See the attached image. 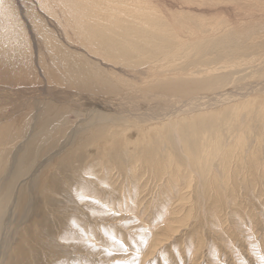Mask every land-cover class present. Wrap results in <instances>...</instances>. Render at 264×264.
<instances>
[{
	"label": "rangeland",
	"instance_id": "obj_1",
	"mask_svg": "<svg viewBox=\"0 0 264 264\" xmlns=\"http://www.w3.org/2000/svg\"><path fill=\"white\" fill-rule=\"evenodd\" d=\"M8 2L26 26L40 67L45 47L37 23L91 67L84 77L92 90L59 81L53 65L44 66V92L63 88L107 100L127 95L123 109L149 131L137 136L129 125L115 124L113 139L120 145H105L91 158L88 150L101 140L82 142L67 164L49 163L32 191L12 186L10 196L18 195L12 223L23 216L26 197L41 203L6 264H264V88L184 111L206 102L202 94L264 79V0H125L133 3L139 28L102 26L96 33L122 48L116 60L101 46L78 42L73 21L65 23L57 2ZM163 82L191 90L163 93ZM199 84L206 85L197 89ZM150 93L165 96L154 101ZM164 108L175 114L143 122ZM65 119L64 129H70L79 115ZM10 120H0V127ZM22 137L13 127L0 132L1 164ZM126 146H132L127 156ZM85 166L88 184L75 177ZM130 169L137 175L125 178L123 170ZM46 199L48 207L42 205ZM8 206L9 200L0 205V242L12 233Z\"/></svg>",
	"mask_w": 264,
	"mask_h": 264
},
{
	"label": "bare ground",
	"instance_id": "obj_2",
	"mask_svg": "<svg viewBox=\"0 0 264 264\" xmlns=\"http://www.w3.org/2000/svg\"><path fill=\"white\" fill-rule=\"evenodd\" d=\"M36 1H39V4L43 3L46 7H50L49 2H57L61 7H59L60 11L58 12L62 11L65 23H71V21L74 23L72 27L77 32L75 39L80 43L85 40L87 42L83 44L85 46H101L113 60L121 58L120 51L122 48L117 49V44L108 42L107 36L96 35L99 29L102 26H111L115 30L139 28L138 20L133 13V3L125 2V0ZM143 13L146 14V11L143 10ZM65 23L61 24L65 26ZM45 26L46 24L37 23V31L42 36L41 43L45 47V55H41L42 66H46L48 69L50 65H53L54 71L60 74L59 78H55L59 81L65 80L72 87H74L73 81H77L84 84L86 89L89 87L92 90L93 84L87 77H84L86 73H90L91 67L81 55H74L75 51L66 47ZM151 27L152 25L148 22V28ZM26 30V26L21 22L8 0H0V105L4 104L0 107L2 112L0 120L12 119L2 124L0 132L7 134V131L13 127L15 135L22 134L23 136L12 151L11 156L7 155V161L4 160L2 164L0 163V191L4 190L3 196L0 197V205L5 200H9L6 217L10 219L11 223L13 217L16 219L14 211L18 202L16 191L10 196L12 186L17 185L19 188L25 184L28 190L32 191V187L37 183V178L42 174L43 169L49 166V163L67 164L70 162L71 154L78 147H81L82 142L85 144L86 141L92 143L98 139L101 140L88 150L91 158L96 156L105 145H111L113 148L120 145L121 141L113 139L116 130L115 124L129 125L135 129L137 136L149 131V129L137 125V121L131 118V111L123 109V105L129 102L127 95L107 100L98 96L94 97V95L79 97L75 93L69 94L71 92L63 88L44 92L41 84L46 86L48 78L42 72L43 67L35 62L36 59L30 50V39L29 36H26ZM112 32L116 34L115 31ZM78 48L82 49V47ZM34 67L38 68L39 74ZM33 71L35 72L34 75L31 73ZM39 82L40 86L37 85ZM2 85L9 86L6 90ZM12 85L17 87H12ZM103 85L107 89L115 90L109 84ZM205 85L199 84L196 88L202 89ZM161 88L163 93L174 89L181 92L191 90V87L188 88L174 82H163ZM263 88L264 79L262 78L254 84L253 82L241 84L232 91L217 92L211 96L202 94L203 98L207 100L206 102L188 105L184 111L189 112L191 109L199 108L196 106H215L231 99L233 101V99L244 98V96L258 92ZM150 95L152 97L149 100H153L157 96H165L164 94L155 95L153 93ZM154 101L157 100L154 99ZM68 113L79 115V120L74 127L68 129L69 126H67V129H64L63 124ZM173 114H175L173 110L164 108L159 116L145 117L143 122L168 118ZM21 126L25 127L24 132H22ZM61 131L64 132L60 139H57V143L53 144ZM107 139L109 142H106ZM47 148L48 150L45 151ZM126 149H128L126 150L127 156L132 151V146H126ZM147 163H150V160ZM88 167H83L80 172L75 171V177L83 184H88L89 174L85 173ZM123 174L125 178L135 177L137 171L130 169L124 172L123 170ZM40 203L41 200H36L34 195L26 197L23 216L19 222L11 224V235L0 242V264H3V258H5L6 264V255L11 246L23 239L24 226L38 218ZM42 205L48 207V199L43 201ZM52 212L54 211L52 210ZM39 236L40 241H42L41 234ZM3 254L5 255L3 256Z\"/></svg>",
	"mask_w": 264,
	"mask_h": 264
}]
</instances>
